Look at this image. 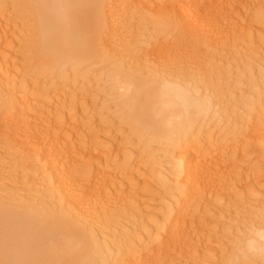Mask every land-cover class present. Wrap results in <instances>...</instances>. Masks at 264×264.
Segmentation results:
<instances>
[{
  "label": "rangeland",
  "instance_id": "374dc122",
  "mask_svg": "<svg viewBox=\"0 0 264 264\" xmlns=\"http://www.w3.org/2000/svg\"><path fill=\"white\" fill-rule=\"evenodd\" d=\"M169 1L171 2V0H109L106 2L107 6L110 7H107L106 10H112L110 11L111 14L110 12L108 14V17H110L109 19L118 18L115 17L116 15L118 16L116 10L120 11V8H124L122 11L126 13H122L124 16L127 15L128 18L131 19V22L127 21L125 17L121 19V24L124 23L123 25H127L126 27H123V33L124 29L126 32L124 33V39L121 40V43H117L116 38L108 41V38L110 37L108 27L106 26L103 28L104 30L102 29L103 31L101 30L100 32L102 36L100 34L98 35L99 37L101 36L99 42L101 44L99 47L100 49L96 50L97 55L92 56L84 63L80 62V66L78 65L77 67L72 68L75 61L69 60V62L66 59L67 62H64L65 59L61 58V53L56 49H52V52H55V54L51 51L48 52V54L47 52L38 53L39 50L42 51L43 46L41 47V44L44 42L45 30L51 23L49 22L50 24H48V21L44 22L41 18L37 3H34L36 2L35 0H0V80L3 77L4 81L6 80L5 82H2L4 85L6 84L5 86H2L0 83V87L2 86V88H0V94L5 89V92H7L14 90V88H19V90H24L23 92H25L26 97H32V95L34 96L38 91H43V99L48 100L47 103L51 101V108L48 111L52 112L53 109H59L58 113H64L63 116L61 114L62 120L60 121L62 128L58 132L54 130L55 145L59 146L57 148H61L59 151L56 148L58 152L55 153V155L64 161L65 159H70L69 162L67 161L68 163L65 161L67 164L62 161L63 164L58 158L62 164L60 165L61 167L69 164L66 169V171L69 169V172L67 171L69 174L68 176L72 177V180L75 176V181L71 180V183L75 188V195L80 199L78 200L80 206L78 208L76 204H72L71 206L69 205L70 209H67L66 207H68V205L65 200H61L64 201L62 203L60 201L55 202V196L53 197L52 195L56 194L57 182L54 181L56 178L53 177L50 172L51 164H49V162L47 164L45 161L42 162L38 156L35 157L32 155L31 157L30 154H28L30 156H27V153L24 152V149L22 150V146L18 144V142L14 141L15 143L13 144V140H5L1 137L0 198L3 200L0 199V202H3L2 204L5 207V204H7V210L11 213L19 214L23 217V220L37 217L44 221L46 220V217L48 218V216H46L48 213H56V215L47 221V223L44 221V225L56 223L55 225L59 226H65L66 224L70 226V224L73 223V226L71 225L73 232L70 234L81 236L86 242L92 241L90 242L91 249L94 246L93 243H95L96 245L94 248L99 251L100 255L106 252L104 251L105 247L102 248L103 241L111 244L110 241H113L116 238L113 242L116 243V240H118L119 246H108V249L106 248L105 250L112 252L115 258L117 257L116 253H118V259L124 255V257L122 256L124 261L120 259L124 264H128V256L125 254L129 253L130 248L132 249L133 245H141H139L138 242L143 228L147 229L150 234L145 236L147 239L145 243L141 245L148 246L147 244H149L147 247L148 251H144V255H142L145 256V258L146 256L147 258L150 257V264H264V261L261 259L257 261V258L246 256L245 252L242 251V245L240 244L242 243L240 238H242L243 235L240 236V234H238L241 229L246 227L245 225L255 223L256 225L264 226V137L260 138L261 134H264L261 130V128L264 127V24H261L262 22L257 20V13L254 12V16L256 15L254 20L256 18L257 21L255 20L253 22L252 20L251 23H247L246 26L248 25L251 28H245V32L243 28L241 29L242 22L239 23V19V21H237L239 24L236 22L237 25H235L233 20V18L235 19V16H232L233 18L226 17L225 28L228 29L230 27V29H232L234 27L235 30L238 29V37L237 34L235 35L237 39L231 38L229 41L227 40L228 38H225V41L221 43L219 42L220 46L217 45L216 47L214 45V48L211 46L212 48L209 47V49L207 46H200V48H196L198 50H195L191 44L192 47L188 46L189 43L188 41H185L186 38L182 37L183 35H179L181 34V31L179 30L180 32H177L179 29L178 27L171 26V30L170 25H173V23L166 22L163 19L165 17L162 13L163 9H172L175 0L171 3ZM196 2H194V4L190 3L192 5L190 6L199 7L198 2ZM117 4L119 5L116 6ZM132 4L135 6L137 5L135 7L136 10L131 12L132 15L131 13L128 15L129 7H131ZM150 5H153L151 12H148V10H146L147 12L144 11L145 9L143 8L146 6L147 9V6ZM33 8H36L37 10H34ZM235 8L240 9V5ZM212 9L218 13H224V8L222 7H216V5H214L212 6ZM112 16L115 18H112ZM159 19L163 21L160 22ZM229 19H232L233 21H229ZM224 20L222 19V21ZM231 23H234V26ZM161 24L165 25L163 26ZM144 25L147 26V28ZM158 26L159 28H157ZM248 29H253L252 31L254 33L252 37H250L252 31L249 30L250 33ZM169 31H172V33ZM247 32H249V34H247ZM168 33H170V35ZM176 34L179 35L181 39ZM222 37L224 38L225 36L222 35L221 40L223 39ZM40 38L42 39L41 41ZM153 38L154 41L152 40ZM128 40L129 42H127ZM178 41H181V43L182 41L183 43L185 42L184 44L182 43L183 46L181 45L182 48L184 47L183 49L186 48L185 50H181V43L177 44L179 43ZM185 44H187L186 47ZM134 45H136V47H133ZM187 46L193 48L194 52ZM132 48L134 49L133 51ZM199 50L203 51L202 54L199 53L203 55V60L204 57L207 56L204 54H207L210 51L209 55L212 59V63L206 65V71L203 70L205 66L201 67L200 62L196 59V55H198L196 54V51ZM151 51H158L163 54V56L161 59L155 60L156 58L152 55H148ZM51 58L52 60L53 58L59 60L53 62L50 60ZM130 59H132V62H130ZM212 64L214 66H212ZM131 66L135 68H132ZM127 67L129 72L133 71V76H131V73L128 74V70H126ZM151 68H153L154 71ZM75 74H78L77 78H75ZM162 74L164 77L161 76ZM126 75H128V77H125ZM166 75H168V77H166ZM61 76H66V78L69 79L67 83H70L71 87L76 85L72 83L83 80L82 85H84L85 88L83 87V90L79 93L77 89L71 90L74 88L72 87L70 89L71 93L73 92L72 96L70 95L72 98L67 96V98L64 99L62 97L66 91L64 92V90H59V88H57L60 85L59 82L63 81V77L61 78ZM115 76L116 78L119 76L118 81H114ZM175 76H177L176 81L192 82L191 86H193L194 89L198 87L199 89L197 88V90L199 91V94H204L202 96L203 98L206 97L205 102L210 105L205 104L204 107V110L210 115H207L206 117V113L202 107L200 109L201 112L199 111L201 114L198 115L199 113L197 112L194 128L187 131V134L190 133L188 135H191L199 123L205 124L202 126L205 129L203 134L208 135V137L204 140V145L202 147V149L205 148L206 150H201L205 151L203 153L208 158V162L203 166V169H201V171H204H202L203 174L201 175H203V178H207L208 183L210 184H208V188L206 187V192L203 193V199H201L198 204L191 206L192 209H199V215L197 216L199 222L198 224L196 222L199 226L198 229L193 220H186L187 223L185 222L186 225L183 226L184 228L181 230L182 232H180L181 236L179 235L182 238V242L173 245L178 248H171V254L167 253L160 258L157 247L158 250H160L163 245L161 246L160 244L158 246L161 241L156 242L153 240L154 238H152L154 237L155 232V227H153L152 224L155 219L153 217L160 214L158 213L159 209L160 211L162 208L164 209V204L168 205V203H170L168 201V203L166 202V200L170 199V194H172L170 192H174V189L179 190L184 187L186 182L184 183L183 179L185 180V178L183 176L185 175L184 173H181L182 176L179 172L184 169L186 170L187 165L179 167L176 163H179L178 159H181L183 154L185 156L187 152L183 153L185 150L181 151L179 149V152H177L178 150L176 151L172 148L175 144L177 145L176 141L175 143L171 142L175 140V138L170 140L173 138L171 136L172 133L170 134L171 137L168 135L170 138L168 139L165 130L162 128L165 135L163 136L166 140L165 141L163 140L164 138H160V135H163V133L160 132L161 127H150L148 125L149 121L138 122L133 107L128 103V95L126 93H124L126 95L121 94L124 87L126 89L132 80L141 82V90L147 91L152 89V87H162V84L164 85V82L170 79L175 81ZM173 77L174 79H172ZM186 78L188 80H186ZM209 78L211 79L209 80ZM34 80H42L43 84L41 86L34 84ZM208 81H211V83L213 81L212 85L211 83L208 84ZM200 82L201 84H204V86H201ZM121 84H124V86ZM8 88H10V90ZM257 88H259V91ZM126 90H128V88ZM204 90L207 93H205ZM114 91L116 94H114ZM5 94L6 93L1 94L0 98L4 97ZM58 94L60 97H57ZM120 95L123 100L119 98ZM119 99H121V101ZM119 101L123 105H121ZM119 105H121V107ZM4 106L2 105L1 107L0 105V116L4 114L2 117H5L6 119L9 117L8 119H10V116L12 115V119H15V114L13 115L12 113L10 115L9 112L7 114L9 116H7L6 113H3ZM1 109H3L2 112ZM202 115L205 122L201 118ZM198 116L201 119L197 118ZM52 117L53 116L49 117L47 114H39V120L32 119L31 126L40 122L42 125L44 123L46 124L47 122H44V120ZM17 119L18 118H16L14 122H17ZM74 119H77L78 122H76L77 120H75L76 123L72 122ZM134 119H136V121ZM212 119L214 120L212 121ZM216 121H218V123H216ZM71 124L75 127L74 132L76 134L74 133L73 137L66 139L65 133ZM142 125H146L147 129L144 127L146 131L143 129ZM43 127L44 126H42V128ZM84 133H87V135ZM239 133L242 134V136H240ZM215 135L220 137L219 140H213ZM162 143L165 145L160 146ZM234 143H240L239 145L241 146V149L236 151L237 153L230 151V145H233ZM176 145L174 147L178 148V145ZM186 145L188 144L186 143ZM24 153H26V155ZM214 153L217 155H215L216 157H213ZM243 155L244 157L246 156L247 159H244ZM128 158L130 161H128ZM174 160H176V163ZM209 161L216 162L217 167L214 165L215 168H211ZM105 164H109L108 167H105ZM129 164H132L131 166L133 167L135 166V169L132 168L128 170L126 166H130ZM157 165H161L160 167L162 168L164 167L165 170L163 171V168L162 171L166 173L164 174L159 170L160 167ZM118 167L125 168V170L128 171H125L126 177L118 190L111 192L104 199V201H106L103 203H101L100 200L97 201L96 192H93L91 195L92 198L87 197L86 194H88L87 191L92 186L93 178L90 177L92 175L85 178V172L87 175V172L89 173L90 169H92L90 174L97 171L102 173L103 171L106 174L108 173L107 175H114L115 170ZM157 171H160V173H163L161 175L166 177H162ZM156 172L158 177H162H159V179L164 180L160 181L157 179ZM151 173L153 175L155 174V176ZM210 176H212L213 179H211ZM154 180L157 181L154 182ZM52 185L54 187H52ZM53 203H55V205ZM108 203H112V206H108ZM59 205L61 207L63 206L62 208L66 211L64 209H59ZM54 206L58 207L59 212L56 210L57 207L54 208ZM75 207L76 209H74ZM52 208L56 212H54V210L52 212ZM27 209L28 215L23 216ZM62 212L63 215L61 216ZM59 215L61 217H59ZM88 217H92V219H89ZM237 218L238 220L236 221ZM241 223H243V226ZM92 234L94 235L92 236ZM65 235H69V231L68 234L65 233ZM224 240L227 241L225 242ZM231 241L233 244H236L232 245ZM94 248L93 250L96 251ZM101 250L103 252H101ZM127 250L128 252H126ZM121 252L122 255L120 254ZM125 258H127V260ZM118 259L116 258L114 261Z\"/></svg>",
  "mask_w": 264,
  "mask_h": 264
},
{
  "label": "bare ground",
  "instance_id": "6f19581e",
  "mask_svg": "<svg viewBox=\"0 0 264 264\" xmlns=\"http://www.w3.org/2000/svg\"><path fill=\"white\" fill-rule=\"evenodd\" d=\"M35 1L36 2H34V3H37L38 10H39V13L41 15V18L44 20V22L48 21V24L51 23L50 26H48L46 28V30H45L44 42L42 41L44 44L41 42L42 43L41 47L43 46L42 47V51L39 50L38 53L47 52V54H48V52H50V51L52 52V49H56L59 53H61V55H62L61 58L65 59L64 62H67L69 60H74L75 61V64L73 63L72 68H75L78 65L80 66V64H81L80 62L84 63L85 61H88V59L91 58L92 56H96L97 55L96 54V52H97L96 50L100 49L99 47H100L101 43H99V42H100V39H101L100 37L102 36L100 32H101V30L103 28H105L106 26L108 27L109 37H110V38H108L109 39L108 41H110V39L116 38V42L117 43H121L122 42L121 40L124 39V37H125L124 33H126L125 29H124V33H123V27L127 26V25L126 26L123 25L124 23L121 24V19L123 17H125L127 19V21L131 22L130 21L131 19H129L127 15L124 16V14L126 13V12L122 11L124 8H122V9L120 8V11L116 10V13H118V16L116 15L115 17H118V18L109 19L110 17H108V14H109L110 11H112V10H110V11L106 10V8L108 7L106 2H108L109 0H35ZM118 1H120V0H118ZM191 1H193V0H175L172 9H167V10L163 9L162 13L165 16L163 19L166 22L173 23V25L172 24L170 25L171 30H172L171 26L178 27L179 29L177 30V32L179 30L181 31V34H179V35H183L182 37H185L187 39V40L185 39V41H188V43H189L188 46H190V47L193 46V48H195V50H198L196 48H198V47L200 48V46L201 47L207 46L208 49L211 46H213V48H214L215 46L217 47V45H219V42L221 43V42L225 41L224 40L225 38H228L227 40H229L231 38H236V36H235L236 34H237V37H238L239 31H238V29L235 30V28L233 27L234 23H231V24H233V26H232L233 28L231 27L232 29H230V27L228 29L225 28L226 27L225 26L226 17L233 18L232 16H235V19L233 18V20L235 22V25H237V23H238L237 21L240 20L239 23L242 22L241 23V29L243 28V30H245V28L247 29L249 27L248 25L246 26L247 23H251L252 20L254 22L256 20V18H257L258 21L262 22V23L260 22L261 24H264V22H263L264 21V0H194L193 2H191ZM196 1L198 2L199 7H191L192 5L190 3L194 4V2H196ZM171 2H173V0H171ZM116 3H117V1H116ZM118 5L119 4H117L116 6H118ZM195 5H197V4H195ZM195 5H193V6H195ZM214 5H216V7L218 6V7L224 8L223 9L224 13H218L215 10H213L212 6H214ZM236 5L237 6L240 5V9L239 8H235V7H237ZM136 6L134 4H132V6L129 7L128 15L131 12H134L136 10L135 9ZM147 7H148L147 9H146V6H145V8H143V9H145L144 11L148 10V12H151L153 5L152 6L150 5V6H147ZM108 8H110V7H108ZM33 9L35 10L36 8H33ZM214 9H216V8H214ZM254 12L257 13L256 14L257 16L255 15L256 16L255 20H254V17H255L254 16V14H255ZM110 14H111V12H110ZM131 15H132V13H131ZM220 16H222V17L219 18ZM115 17L112 16V18H115ZM131 17H133V16H131ZM125 18H124V20H125ZM224 18H225V20H224ZM236 18H237V20H236ZM222 19L224 21H222ZM231 20L229 19V21H231ZM161 21H163V20H160V22ZM169 23H167V24H169ZM227 23H229V22H227ZM161 25H163V24H161ZM228 26H229V24H228ZM145 27L147 28V26H145ZM165 27H167V26H165ZM157 28H159V26ZM249 28H251V27H249ZM143 29H144V27H143ZM249 30L250 29H248V31ZM252 30H250V31H252ZM237 31H238V33H237ZM173 32H174V30H173ZM241 32H243V31H241ZM245 32H246V30H245ZM249 32H247V34H249ZM170 33H172V31ZM170 33H168V34L170 35ZM243 33H242V35H243ZM253 33L254 32L252 31V35L251 36L249 35V36L252 37ZM99 34L101 35L100 37L98 36ZM220 34H221V36L222 35L225 36L224 38L222 37L223 38L222 40H221ZM179 35H177V36H179ZM139 37H141V36H139ZM179 37H178V39H179ZM180 39H181V37H180ZM41 40L42 39L40 38V41ZM152 40L154 41V38ZM183 40H184V38H183ZM103 41H105V40H103ZM127 42H129V40ZM134 42H132V43H134ZM180 43H181V41L179 43H177V44H180ZM182 43H183V41H182ZM182 43L180 44V47H181ZM104 44H105V42H104ZM135 44H137V43H135ZM187 44H185V47H186ZM123 45H125V44H123ZM123 45H121V46H123ZM133 47H136V45H134ZM190 47H188V48H190ZM183 48L181 47L182 51L186 49V48L185 49H183ZM193 48H190V49L193 50ZM122 49H123V47H122ZM190 49H189V51H190ZM133 50L134 49L132 48V51ZM203 51L199 50V51H196L197 53L196 52L195 53L198 54V55H196V57H197L196 59L200 62L201 67L205 66V68L203 67L204 68L203 70H205V69H207L206 65L208 63L209 64L212 63V61H211L212 59L210 58V55H209L210 51H209L207 54L203 53L204 55H207V56H205L207 58L204 57V60H203V55H201ZM212 51H213V49H212ZM193 52H194V50H193ZM52 53L55 54V52H52ZM199 53H201V54H199ZM148 55H152L154 58H156L155 60L161 59V57L163 56V54H161L158 51L157 52H152L151 51L150 54H148ZM120 58H122V57H120ZM59 59H60V57H59ZM59 59H54L53 58V60H52V58H51L50 60H52L54 62L55 60H59ZM66 59H67V61H66ZM95 59H97V58H95ZM131 60L132 59H130V62H132ZM198 61H197V63H198ZM127 62H128V60H127ZM136 62H137V60H136ZM150 63H152V62H150ZM147 65H150V64H147ZM212 66H214V65L212 64ZM64 67H66V66H64ZM209 67H211V66H209ZM132 68H135V67H132ZM151 69L153 70V68H151ZM126 70H128V67H127ZM132 72L133 71L129 72V70H128V74L129 73L132 74ZM75 75H76L75 78H77L78 74H75ZM164 75H165V73H164ZM164 75L162 74L161 76L164 77ZM131 76H133V74ZM44 77H46V76H44ZM62 77H63V79H62L63 81L59 82L60 85L57 87V88H59V90L62 89V90H64V92L66 91V93L63 94V97L61 95L62 98L65 99V98H67V96H69V97L72 96L73 92L71 93V91H70V89L72 87H74V88L71 89V90H76L77 89V91H79V93L83 90V87H84V85H82L83 80H80V81L77 82L76 80H78V79H76L75 80L76 82L72 83V84H76V85H73L71 87L70 83L69 84L67 83L69 79H67L66 76L65 77L61 76V78ZM120 77H121V75H120ZM125 77H128V75H126ZM166 77H168V75H166ZM176 77L177 76H175V81L171 80V79L170 80L167 79L168 81H166V82L163 81L164 85L162 84L163 82L160 83V84H162V87H160V88H158V86L155 87V88L152 87V89L147 90V91H142L141 90V82H138L137 80H132L129 83L128 87H127L128 90H126L127 88L125 89V87H124L125 91H128V92H125L124 89L122 88L123 92L121 94V95H126V94L128 95L127 96L128 103L133 107V109L135 111V114H136V119L138 120V122L139 121L140 122H148L149 121L148 125L150 127H153V128H160L161 127L160 132L163 133V135L162 136L160 135V138H162V139L164 138L163 136H165L164 132L162 131V128H163V130H165V134L168 137V139H170L169 136L172 133L171 136L173 138L170 139V140H173L175 138V140H173L171 142L175 143V141H176V143L178 145V148L174 147L176 144L172 148H174L176 151L178 149L181 150V151L185 150L183 153L187 152L185 156L183 154V157L181 159H178L179 163H176V160H174L175 163L179 167H183V165H187L186 170L185 169L182 170V171L180 170L181 172L178 171L180 175H182L181 173H184V175H185V176L182 175L185 178V180L183 179L184 183L186 182L184 187L179 189V190H175L173 188L174 192H170L172 194L169 193L170 194V197H169L170 199L168 198L169 200H166V202L168 201L170 203L167 202L168 205L164 204L165 208L164 209L162 208L161 211L159 209L158 213H160V214H157V216L153 217V218H155L153 220V222L151 221L152 224H153V227H155L154 228L155 229L154 237H152V238H154L153 240L156 241V242H160L161 241L158 244V246L160 244H161V246L163 245V247L160 246L162 248L160 250H158V247H157V251H158V254H159L160 258L163 255H166L167 253L171 254V252H172L171 248L175 247V249H176V247H177V246H173V245H176V244H179L180 242H182L181 241L182 238L180 237L181 236L180 232H182L181 230H183V228H184L183 226L186 225L185 224V222L187 223L186 220H188V219L189 220H193L195 222V225L197 226L196 228L198 229L199 226L197 224H198L199 221H198L197 216L199 215V213H198L199 209L198 208L192 209L191 206H193L195 204H198L201 201V199H203V197H202V196H204L203 193L206 192V189L208 188L207 186H209L208 184H210V183H208V179L207 178H203V175H201V174H203L202 173L203 170L201 171V169H203V166L208 162V158L203 153L205 151H202V150L205 149V148L202 149V147L204 145V140L208 137V135H204L203 134L205 129L202 126L205 125V124H200L199 123L196 126L197 128L195 127V130L193 131V133L191 132L192 133L191 135H188L190 133L187 134V131L189 129L194 128V126H195V120H196L197 112L198 113H199V111L201 112L200 109L202 107H203V110H204L205 104L207 105L208 103L205 102L206 101V97L203 98V96H202L204 94H202V95L199 94V91L197 90L198 87L196 89H194L193 86H191L192 82L176 81ZM3 78H1L0 83L2 84V86H5L6 84L4 85V83H2L4 81ZM114 78H115L114 81H118L119 80V76L117 77L118 79L116 78V76ZM169 78H170V76H169ZM32 79H34V78H32ZM172 79H174V77ZM210 79L211 78H209V80ZM42 80H38V81L34 80L36 83L35 82H33V83L34 84H38L39 86H41L43 84ZM186 80H188V79L186 78ZM213 80H214V77H213ZM120 82H122V81H120ZM120 82H118V83H120ZM210 83H211V81L208 84H210ZM212 83H213V81H212ZM212 83H211V85H212ZM218 83H220V82H218ZM198 84H199V82H198ZM121 85L124 86V84H121ZM200 85L204 86V84H201V82H200ZM200 85H199V87H200ZM2 86L0 88H2ZM75 87H77V88H75ZM8 89L10 90V88H8ZM258 89L259 88H257V90ZM5 90H3V92L1 94H4V93H6V94L4 95V97L0 98L1 107H2V105L3 106L5 105L3 113H6V115L9 112H10L9 113L10 115L13 113V115L15 114L16 115L15 117L18 118V119H17V122H14L16 120V118L13 116L15 119H12V117H11L12 115H11L10 119H8L9 118L8 117L7 118L8 120H7L5 117H2L4 115L2 113L3 115L0 116L1 117L0 118V137L5 139V140H8V139L13 140V144L15 142H18V144H20L22 146V150L24 149V152L27 153V156H30V155H31V157H32V155L35 156V157L38 156L42 160V162L45 161V162H47V164L49 162V164H51L50 172L53 175V177L56 178V180H54V181L57 182L56 183V194L52 195L53 197L55 196V202L60 201L62 203L64 201H61V200H65V202L68 205V207H66L67 209H70L69 205L71 206L72 204L73 205L76 204L77 207L79 208L80 205L78 204V200H80V199H79V197H77V195H75V191H74L75 188L72 186V183H71L73 180L75 181V176L73 177L74 178L73 180H72V177L68 176L69 175L68 174V172H69L68 170L69 169L67 170L68 172L66 171V169L68 168L69 164L64 166V167L60 166V165H62L61 164L62 161L65 164H67L70 161V159L69 160L65 159L66 162L68 161L66 163L64 160H61L59 157H56L57 155H55V153H57L59 150H61V148L59 149V148H57L59 146L55 145L56 143H55V139H54L55 138L54 137L55 136L54 130H56L58 132L62 128L61 127L62 124H61L60 121L62 120L61 119V114L63 116L64 113H61V114L58 113L59 109H53L52 112L48 111L51 108V103H50L51 101H49V103H47L48 100L43 99V97H42L43 91H40V92L38 91V93L35 94L34 96L32 95V97H26L25 92H23L24 90L23 91L19 90V88H17V89L14 88V90L7 91V92H5ZM77 91H75V92H77ZM124 93H126V94H124ZM205 93H207V92L205 91ZM59 94L57 95V97H60ZM112 94H113V92H112ZM114 94H116L115 91H114ZM107 95H108V92H107ZM121 95H120L119 98H121ZM96 99H99V98H96ZM115 99H113V100H115ZM121 99H119V100L121 101ZM207 99L209 100V98H207ZM120 101H119V103L121 105H123ZM209 101H211V100H209ZM213 101H214V99H213ZM263 104H264V102H263ZM121 105H119V106L121 107ZM124 106H126V105H124ZM208 108H207V111H208ZM2 110L3 109H1V112H2ZM62 112H64V111H62ZM204 112L206 113V115H205L206 117H207V115H210V114H207V112L205 110H204ZM39 114H41V115H46L47 114L49 117L50 116H53V117L50 118V119L47 118L48 120L45 119L44 122H47L46 124L44 123L45 125L44 124L43 125L40 124L41 123L40 122V123H37V124H33V126H31V122H32L31 120L32 119L33 120L34 119L39 120L38 119ZM200 114L201 113H199L198 115H200ZM7 116H9V115H7ZM68 116H69V114H68ZM197 118H200V117L198 116ZM201 118L202 119L204 118L203 115H202ZM136 119H134V120L136 121ZM75 120H77V119H74L72 122H74V123L78 122V120L76 122H75ZM213 120L214 119H212V121ZM197 121H198V119H197ZM138 122H136V123H138ZM201 122H202V120H201ZM204 122H205V120H204ZM216 123H218V121H216ZM148 125H147V127H148ZM42 126H44V127L42 128ZM144 127L146 128V125L143 126V129H144ZM260 127H262V126H260ZM153 128H152V130H153ZM74 129H75V127L72 126V124H71V126L68 127V129L66 130V133H65L66 139L71 138V137L74 136V133H75ZM146 129H144V130L146 131ZM149 130H151V129H149ZM154 130H156V129H154ZM167 130L169 131V134H168ZM261 130L264 133V127L261 128ZM157 131H159V130H157ZM157 131H154V132H157ZM255 132H257V131H255ZM84 134L87 135V133H84ZM215 136H214V139H213V137H212V139L213 140H216V139L219 140L220 137H217V136L215 137ZM240 136H242V134H240ZM167 137H166V139H167ZM261 137H264V134H261L260 138ZM257 139H259V138H257ZM163 140H165V138ZM186 143L188 145H186ZM217 143H218V141H217ZM157 144H158V141H157ZM239 144L240 143H234L233 145H230L231 146L230 151L235 153L236 151L241 149V146ZM163 145H165V144L162 143V145H160V146H163ZM56 148L58 149V151L56 150ZM174 149H173V151H174ZM179 150L177 152H179ZM26 153H24V154L26 155ZM28 154H30V155H28ZM215 155L216 154L214 153L213 157ZM234 155H236V154H234ZM200 156H203V157H200ZM132 157H133V155H132ZM27 158H29V157H27ZM58 158L60 159L61 162L58 160ZM149 158H150V156H149ZM243 158L247 159L246 156L244 157V155H243ZM243 158H242V160H243ZM128 161H130L129 158H128ZM125 162H127V161H125ZM210 164H211V168H212V167H214V165H216V162H210ZM105 165H106L105 167H108L109 164H105ZM131 165L130 166H126L128 170L132 169V168L135 169L134 168L135 166L133 167ZM140 166H142V165H140ZM157 166L160 167L161 165H157ZM123 167H125V166H123ZM216 167H217V165H216ZM125 168H122V167L116 168L114 175H107L108 173L106 174L103 171H102V173L101 172L99 173V171H97V172H92V174H90L92 169L89 168L90 172L89 173L87 172V175H86V172H85L84 176H85V178H88L90 175H92L90 177L93 178V181H92V186L87 191L88 192V194H86L87 197L92 198L91 195L93 194V192H96L97 201L100 200L101 203L105 202L106 200L104 201V199L111 192L116 191V190H118L120 188L121 183L123 182V180L126 177V172H128V171L125 170ZM150 168H152V167H150ZM160 168H159V170L162 171V169L164 167L163 168L160 167ZM204 169H205V167H204ZM142 170H144V169H142ZM164 170H165V168L163 169V171ZM135 172H136V170H135ZM144 172H146V171L144 170ZM157 172L155 174H157ZM149 173H150V171H149ZM158 173H160V171ZM163 173H160V175L163 174ZM155 174L154 175L152 174V175L155 176ZM71 176H73V175H71ZM161 176L163 177L164 175H161ZM5 177H6V175H5ZM156 177H157V179H159L160 176L158 177V174H157ZM162 177H160V178H162ZM164 177H166V176H164ZM210 177H211V179H213L212 176H210ZM210 177H209V179H210ZM167 179H169V178H167ZM162 180H164V179H162ZM162 180H160V181H162ZM155 181H157V180H154V182ZM165 181H167V180H165ZM182 186H180V187H182ZM52 187H54V186L52 185ZM0 199L3 200L2 198H0ZM9 200H10V198H9ZM52 201H54V200H52ZM166 202H164V203H166ZM2 203L3 202H0V264H117V263L118 264L119 263L120 264H124V262H123L124 260L122 259L124 257V255H122V252L120 254L123 257L121 256L119 258L122 259L123 261H120V259H118V255H119L118 253H116V256H117L116 258L118 260L114 261L116 258L113 255V253L110 252L109 250L108 251L105 250L108 246H112V247H113V245L114 246L115 245L119 246L118 240H116V243L113 242V241H115L116 238L115 239L113 238L114 240L110 241L111 244H109V242H106V241L104 242L103 241L102 248L105 247L104 251H106V252H104V253H102L100 255L99 251H97L94 248V246L96 245L95 243H93V245H94L93 248L96 251H94L93 248L91 249L90 242H92V241H90V242L87 241L86 242L83 237L75 236L73 234H70L71 232H73V230H72V226H73L72 224L73 223L70 224V226L72 225L71 227L68 224H66L65 226L55 225L56 223L55 224L44 225L43 222L46 221V223H47V221L52 219L56 215V213L55 214L48 213L47 215L45 214L46 216H48V218L46 217V220H44V221L41 220L40 218H37V217L36 218L32 217V218H28L26 220H23V217L20 216L19 214L9 212L7 210V208H6L7 204H5L6 205V207H5ZM53 204L55 205V203H53ZM107 205L108 206H110V205L112 206V203H108ZM164 205H163V207H164ZM65 206H66V204H65ZM55 207H57V206H54V208ZM62 207L60 206L59 209L63 210L64 208H62ZM72 207H74V206H72ZM74 209H76V207ZM51 210L53 212L54 209L52 208ZM51 210H50V212H51ZM56 210H58V207H57ZM54 212H56V211L54 210ZM58 212H59V210H58ZM63 212H62L61 216L63 215ZM32 214H35V213H32ZM27 215H28V209L24 212L23 216H27ZM61 216L59 215V217H61ZM88 218L92 219V217L91 218L88 217ZM234 218H236V217H234ZM239 218H241V217H239ZM237 220H238V218L236 219V221ZM244 220H246V219H244ZM196 222H197V224H196ZM243 222H245V221H243ZM241 224L243 226V223H241ZM63 225H64V223H63ZM245 226L246 227H244L241 230L238 229V230H240L238 234H240V236L243 235L242 238H240L242 243L239 242L242 245L241 246L242 251L245 252L247 257L257 258V261L259 259L264 261V226L256 225L255 223L254 224H250V225H245ZM65 229L67 230V232H66ZM68 231H69V235H65V233L68 234ZM125 234H127V233H125ZM149 234H150L149 231L147 229L143 228V230L141 231V236L139 237V242H138L139 245L140 244L142 245L143 243H145V241L147 239V237L145 238V236L149 235ZM229 234H230V232H229ZM93 235L94 234H92V236ZM125 238H126V236H125ZM148 238H149V236H148ZM157 240H159V241H157ZM105 243H106V245H105ZM88 244H89V246H88ZM231 244L234 245L236 243L233 244V242H232ZM141 245L140 246H138V245L134 246L133 245L132 249L130 248L129 253H127V254L124 253L126 256H128V260H127V258H125L128 261V262L126 261L128 264H150V262H149L150 261L149 260L150 257L147 258V256H146V258H145V256H143L144 255L143 254L144 251L145 252L148 251L147 247L149 246V244H147L148 246H141ZM120 246H121V244H120ZM126 248H124V249H126ZM109 249H110V247H109ZM127 249H129V248H127ZM228 249H229V247H228ZM101 252H103V251L101 250ZM126 252H128V250ZM225 252H227V251H225ZM150 253H152V252H150ZM224 253H222V254H224ZM214 259H215V256H214Z\"/></svg>",
  "mask_w": 264,
  "mask_h": 264
}]
</instances>
